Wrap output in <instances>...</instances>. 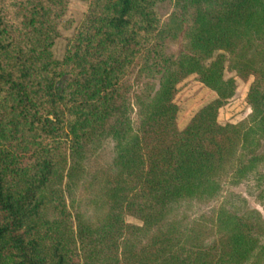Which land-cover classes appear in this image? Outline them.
<instances>
[{
	"label": "trees",
	"instance_id": "1",
	"mask_svg": "<svg viewBox=\"0 0 264 264\" xmlns=\"http://www.w3.org/2000/svg\"><path fill=\"white\" fill-rule=\"evenodd\" d=\"M69 1L0 0V264H264V0Z\"/></svg>",
	"mask_w": 264,
	"mask_h": 264
},
{
	"label": "rangeland",
	"instance_id": "2",
	"mask_svg": "<svg viewBox=\"0 0 264 264\" xmlns=\"http://www.w3.org/2000/svg\"><path fill=\"white\" fill-rule=\"evenodd\" d=\"M87 4L81 0H70L68 4V11L64 17V21L61 24L59 31L60 36L56 39L53 53L58 59H61L64 55L68 38L72 35L75 28L81 22L84 13L86 11ZM160 12L163 15H167L171 7L167 2L162 3L159 6ZM232 74L225 72V76H231ZM251 78L243 82L240 79L237 81V89L234 96L219 110L218 120L220 123L231 122L235 123L247 116L250 108L245 100V96L251 82ZM216 97L214 91L208 87L202 85L195 77V75H189L177 85V91L175 95V102L178 105L177 113V127L182 129L188 123L191 116L203 105L210 102ZM237 191L245 194L251 207L259 209L264 215L263 207L255 201L253 196H248L243 186H239ZM127 221L138 223L132 217H127Z\"/></svg>",
	"mask_w": 264,
	"mask_h": 264
}]
</instances>
